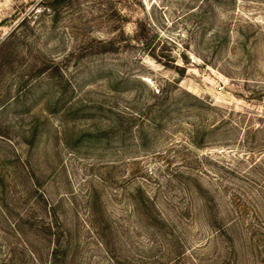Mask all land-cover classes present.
<instances>
[{"label": "rangeland", "instance_id": "1", "mask_svg": "<svg viewBox=\"0 0 264 264\" xmlns=\"http://www.w3.org/2000/svg\"><path fill=\"white\" fill-rule=\"evenodd\" d=\"M206 3L0 0V193L6 191L0 199L12 224L19 217L26 223V241L44 258L40 264H49L52 248L41 225L55 220L71 230L75 246L83 244L70 251L72 264H113L107 252L119 264L161 262L167 245L176 242L171 232L184 252L200 246L197 255L187 254L191 264H222L226 239L215 236L209 213L177 175L181 159L172 145L185 138L173 126L191 122V114L161 118L160 131L144 148L136 129L126 127L121 147L116 137L110 148L79 143L104 128L115 127L119 137V113H147L141 121L148 125L152 91L159 89H179L213 104L217 110L207 109L202 117L214 116V122L229 116L233 124L264 121V102L255 100L264 87V0ZM70 108L78 115L66 118L63 109ZM32 132L38 136L33 143ZM211 148L206 152L235 165L237 147ZM201 170L199 185L224 184L215 180L218 174L258 196L243 176L232 177L214 164ZM142 202L146 208L137 206ZM218 205L217 213L227 212L226 203ZM260 206L256 199L249 209ZM186 209L192 214L184 215ZM49 210L57 211L56 218ZM257 219L264 221V214ZM237 229L231 264H264V249L247 253L249 235Z\"/></svg>", "mask_w": 264, "mask_h": 264}, {"label": "trees", "instance_id": "2", "mask_svg": "<svg viewBox=\"0 0 264 264\" xmlns=\"http://www.w3.org/2000/svg\"><path fill=\"white\" fill-rule=\"evenodd\" d=\"M205 1L207 5L213 2L224 4L226 1H229L231 5H235L236 2L243 0ZM26 21L27 17L24 22ZM173 84H176V82H173ZM258 93L260 98H255V100L264 102V87L259 89ZM152 96L155 99V107L154 110L150 109L154 112L148 125L143 124L141 121L145 119V114L147 113L136 116L135 114L129 115L119 113V137L113 133L115 127L104 128L103 130L100 129L93 133H88L86 136L83 135L84 137H81L82 140L80 139L79 143L81 144L84 140H89L93 143L102 145L105 143V145L107 144V147L110 148L114 137H116L115 139L119 140V147H121L124 137L126 136V131H123V128L126 127L127 129H136L138 133L137 139L140 142L139 146L144 148L147 146L146 142L149 140L150 135L153 134L152 136H154L156 132L160 131L158 126L161 118L175 117V114L181 111H186L188 114H191V118H189L191 122L183 121L179 125L173 126L183 129L182 135L185 138L184 141H179L177 146L172 145L177 148L175 151V158L181 159V168L177 175H179V178L185 180L184 185L187 190H192L195 196L199 197L202 209H205V212L209 213V216H206L207 221L209 224L211 221L215 236L217 235L226 239L225 246L227 247L222 249V257L220 258L222 264H231L233 255L237 257V251L235 250V235L239 232V229H237L239 226L240 229H244L249 235L250 243L247 245L249 246L247 253L248 250L251 251L253 249H257L258 252H260V249H264V245L261 246L264 244V235L261 231L264 230V221L260 222L257 219V215L261 216L264 214V121L261 122L259 118L258 121H260V123L257 125L251 120L248 121V124L245 120L233 124L230 116L227 118L224 117L219 121L216 120L215 122L214 116L210 119L203 118L202 115L207 109L217 110L215 106L189 93L182 92L179 89L172 93L165 89H159L156 92L152 91ZM60 102H62V100H60L59 103ZM75 105L76 104H74V106ZM63 110L66 118L78 115V112H74L73 108ZM52 113H57V108H55ZM95 113L96 112H93V115ZM252 120L255 121V119ZM137 122L142 123V125L136 126ZM120 125H122V127H120ZM242 125H244V127ZM235 132H241L240 137L237 136ZM66 135L67 131L65 130L64 137H66ZM37 139V133L32 132L30 141L33 143ZM31 142H28V144ZM62 144H64V142ZM214 145H217V147H224L225 149L231 146L237 147L236 149L238 150L234 155L235 165L227 166L220 159L214 157L212 152H206L209 151L208 149H215L211 148ZM233 151L234 150H232V152ZM210 164H214L216 168L231 174L232 177H236L235 175L243 176L244 179H242V181L244 180L246 184L256 188L258 194L256 199L262 206L255 211L250 210L249 206L256 199L249 196L247 192H243L242 188L234 185L229 180H226V178H220L218 174L213 175L215 176L214 178H216L215 180L221 179L224 184L216 188L210 189L205 185L197 184L196 178H199L198 173L203 174L201 169H206ZM208 173L211 174L212 172ZM178 177L175 178L178 179ZM2 180V182L5 181L3 178ZM237 180L240 181L239 178H237ZM192 182L194 184H192ZM139 193H141L140 189ZM3 195H6L4 189L0 193V197ZM220 202L227 204V212L223 211L222 213H217L221 209V206L218 205ZM46 205H48V203ZM138 205H143V207L146 208L144 202H142V204L137 203V206ZM9 211L10 209L6 204V200L0 199V219H3L5 223V225L0 226V233L2 234V236H0V264H40L42 261L40 259L43 257L36 256L26 241V223L21 221L19 217L20 221H16L12 224ZM44 211L46 212L45 209ZM186 211L187 213L184 215H189V213L192 214L191 209H186ZM47 214L53 215V217L56 218L57 211L54 210L51 213V210H49ZM233 214L236 215V218H231ZM222 217H227L226 220H224V225L219 221ZM246 217L250 219L245 220V222L243 219ZM41 229L48 237V243L50 245L52 244L51 252L48 255L49 264L74 263L75 261L69 259L70 251L73 247L78 248L82 243L79 242V245L76 246L73 244L71 230L67 226L60 224L57 220H55V223L49 222L47 224H42ZM96 230H98V228L95 226V232ZM171 233V237H175L176 242H170V246L167 245V252L164 255L165 259H161V262L160 260L158 262L153 260V262L148 264H184V262L185 264H191L187 254L189 253L190 255L191 252H193L197 255L200 246L194 247L192 249L193 251L189 250V252H184L185 247L183 244L176 238L175 233ZM99 235L103 238L100 232ZM98 245L104 252L107 251L100 241ZM106 256L110 258L113 264H119L118 256H113L111 258L112 255L108 252ZM191 257L194 258L192 255ZM134 261L135 260H133V262Z\"/></svg>", "mask_w": 264, "mask_h": 264}]
</instances>
